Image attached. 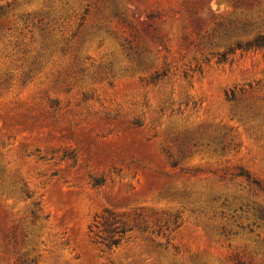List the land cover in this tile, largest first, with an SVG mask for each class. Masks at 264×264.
<instances>
[{
  "label": "rangeland",
  "instance_id": "rangeland-1",
  "mask_svg": "<svg viewBox=\"0 0 264 264\" xmlns=\"http://www.w3.org/2000/svg\"><path fill=\"white\" fill-rule=\"evenodd\" d=\"M264 0H0V264H264Z\"/></svg>",
  "mask_w": 264,
  "mask_h": 264
},
{
  "label": "trees",
  "instance_id": "trees-1",
  "mask_svg": "<svg viewBox=\"0 0 264 264\" xmlns=\"http://www.w3.org/2000/svg\"><path fill=\"white\" fill-rule=\"evenodd\" d=\"M264 48V34H258L252 40L246 42L245 44H239L235 49H230V52L234 50L250 51L259 50Z\"/></svg>",
  "mask_w": 264,
  "mask_h": 264
}]
</instances>
